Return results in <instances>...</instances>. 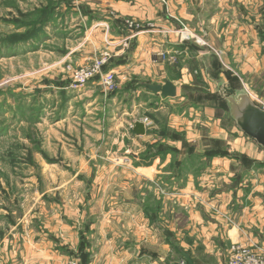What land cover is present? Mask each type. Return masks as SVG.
I'll return each instance as SVG.
<instances>
[{
  "label": "crops",
  "instance_id": "1",
  "mask_svg": "<svg viewBox=\"0 0 264 264\" xmlns=\"http://www.w3.org/2000/svg\"><path fill=\"white\" fill-rule=\"evenodd\" d=\"M164 1L165 4L155 0L86 2L91 7L90 12L100 5L112 9L118 19L130 16L138 21H155V33L143 30L132 37L118 20L100 14V17L93 16L89 30L92 32L96 27L109 25L111 33L107 38H110L111 45H120L129 39L130 49L125 58L118 50L115 60L107 65V71L124 73L130 70L132 75L152 73L153 80H157L147 84L171 82L176 86V98L166 99L158 93L152 94L144 88L145 83L136 89L119 90L122 99L130 98L121 111L120 122L124 125L125 140L136 146L120 149L127 156L123 160L130 158L131 161L123 164L111 162L107 157L109 152L106 151V155L96 152V158L102 162L88 168L82 166L94 174L89 188H83L81 194L76 191L74 197L65 201L63 218L51 219L52 222L55 219L54 226L46 223L44 232L16 235L13 240L5 241L9 245H4L0 251L4 264H60L76 251L88 256L87 264H178L180 260L185 263L184 253L194 264H226L230 245L264 248V150L240 134L233 122L235 129L230 127L228 130L220 125L213 115L218 107L190 104L186 110L189 113L184 111L178 117V125H185L186 130H191L190 136L197 138L198 133L191 126L205 113L208 121L217 126L215 136H210L220 142L217 149L225 152L226 147L231 155H218L208 160L200 153L190 159L155 158L143 162L144 143L153 137L147 131L138 136L129 129L130 120L148 111L147 104L151 101L158 102L154 113L168 117V104L175 99L187 100L185 94L180 93V87L194 84L191 77L184 75L187 72L184 65L187 61L196 65L201 55H196L195 43L178 40L179 32L171 25L173 20L194 21L202 26L197 37L208 36L210 51L221 53L223 64L232 66L237 60L231 61L234 55L229 53L239 51L244 53V61L249 58L248 62L256 64L258 61L263 67L264 54L259 55L256 51L264 49V0ZM84 15L85 18L92 17V14ZM173 51L179 58L176 70L182 71L175 80L168 77L171 66L156 58L159 53L171 55ZM158 75L165 77L159 81ZM216 84L222 89L227 83L218 80ZM89 85L95 87L96 83ZM80 91L81 88L77 90ZM116 99L117 96L113 95L108 102L111 110ZM188 106L185 104L184 108ZM208 107L213 113L207 110ZM104 111L103 120L111 123L117 118L109 106ZM185 115H189V119ZM94 117L95 120L97 117ZM113 127L108 128L110 136L115 134ZM163 134L159 132V135ZM194 161L201 168H193L194 163H191L188 172L178 173L179 164ZM169 165L171 169L167 171L165 168ZM161 215L171 220L168 226L160 223ZM165 227L174 234V241L165 235Z\"/></svg>",
  "mask_w": 264,
  "mask_h": 264
},
{
  "label": "rangeland",
  "instance_id": "2",
  "mask_svg": "<svg viewBox=\"0 0 264 264\" xmlns=\"http://www.w3.org/2000/svg\"><path fill=\"white\" fill-rule=\"evenodd\" d=\"M87 1L0 0V251L4 245H9L5 241L13 240L16 235L44 232L47 230L46 223L54 226L55 219L53 222L51 219L63 218L65 201L74 197L76 191L81 194L83 188H89L94 174L82 169V166L88 168L102 162L99 157L96 158V152L105 155L106 151L109 152L107 157L111 162L123 164L131 161L130 158L123 160L127 156L120 149L136 146L125 140L124 125L120 122L121 111L130 98L126 96L122 99L119 90L136 89L142 83L157 79L153 80L154 74L145 71L141 75H132L130 70L124 73L107 71V65L115 60L118 50L125 58L126 51L130 49L129 39L120 45H111L110 38H107L111 33L109 25L96 27L92 32L89 27L92 26L93 16L100 17L101 14L107 19L121 20L122 28L133 37L143 30L155 33V21H138L130 16L118 19L112 9L101 7L98 1L95 3L100 4L99 8H93V13L88 5L90 1L88 4ZM155 1L165 4L164 0ZM87 13L92 17L85 18ZM178 20H173L171 24L179 32L178 40L195 43L196 55L201 57L196 65L189 61L184 65L187 68L184 75L192 78L193 88L183 90L189 85L180 87V93L185 94L187 100L175 99L168 104V117L154 113L158 102L151 101L147 104L148 111L130 120V130H134L131 126L144 117L152 124L147 133L153 139L144 143L143 162L155 158L190 159L200 153L210 160L218 156L216 152L223 151L217 149L216 143L220 142L210 137L215 136L217 126L208 121L205 113L191 126L197 131V138L190 136L191 130H186L185 125H178L180 114L184 111L188 114L186 110L190 104L195 107L200 102L218 107L214 113L210 107L207 110L218 118L220 125L228 130L234 128L230 112L226 111L219 98L222 89L220 84H216L218 80L232 83L239 88L237 91L241 95L250 97L258 106H264V66L260 67L258 61L255 62L257 65L248 62L249 58L244 61V53L239 51L229 53L234 55L231 61L237 60L232 66L223 64L225 61H221V53L210 51L208 36L197 37L202 26L194 21ZM129 23L137 27L130 28ZM256 53L263 55L264 49ZM156 58L171 66L168 75L171 79L182 75L181 69L176 70L179 67L176 51L171 55L159 53ZM96 63H99L98 74L77 92L74 76L81 70H92ZM146 64L149 65L148 62ZM107 75L112 77L110 86L103 83ZM158 76L159 81L165 77ZM90 83H96L95 87ZM113 95L118 99L111 110L108 102ZM185 104L189 106L184 108ZM108 106L117 117L111 123L102 119V112L104 114ZM92 114L96 115L95 120ZM185 117L189 119V115ZM112 125L115 126V134L110 136L107 133ZM160 131L164 134L159 135ZM149 146L153 148L150 150ZM157 150L159 154L151 158L150 154ZM224 151L230 154L226 147ZM191 163H194L193 168H201L197 161L187 162L179 164L178 173L188 172L192 168L188 167ZM168 167L165 168L167 171L171 169L170 165ZM159 220L165 226L171 222L166 215H161ZM164 232L174 241V234L167 227ZM182 235L186 237L185 232ZM17 245L22 243L17 242ZM231 246L227 248L226 264ZM82 256L76 251L60 264L70 261L83 264ZM4 262L0 258V264ZM182 263L185 264L182 260L178 262Z\"/></svg>",
  "mask_w": 264,
  "mask_h": 264
},
{
  "label": "water",
  "instance_id": "3",
  "mask_svg": "<svg viewBox=\"0 0 264 264\" xmlns=\"http://www.w3.org/2000/svg\"><path fill=\"white\" fill-rule=\"evenodd\" d=\"M163 84H143L152 94H160L166 99L176 98V86L168 81ZM221 95L226 100L230 116L235 126L249 140H253L264 150V110L256 105L248 96L241 95L239 91L232 90L228 84L222 85ZM133 131L138 136H143L146 132L143 124L136 123ZM186 264L192 263L188 254L182 255Z\"/></svg>",
  "mask_w": 264,
  "mask_h": 264
},
{
  "label": "built area",
  "instance_id": "4",
  "mask_svg": "<svg viewBox=\"0 0 264 264\" xmlns=\"http://www.w3.org/2000/svg\"><path fill=\"white\" fill-rule=\"evenodd\" d=\"M130 28L137 27L133 25V23H129ZM140 32V31H139ZM137 33V32H136ZM137 33L136 35H138ZM101 64V63H100ZM99 63L94 65L92 70H81L79 73H76L74 76V89L78 90L84 86L87 85L90 80H92L96 74H98ZM111 75H107L106 78L103 79V83L106 86H110L111 84ZM261 109L264 110V106H259ZM138 123V122H136ZM135 123V124H136ZM139 123L143 124L144 129L148 131L150 127L152 126L151 121L144 117L142 118ZM134 124V125H135ZM134 125L131 126V128L134 127ZM230 254L227 260V264H264V248L263 247H244V246H238V245H232L230 247ZM67 264H79L74 261H70ZM183 264V263H182Z\"/></svg>",
  "mask_w": 264,
  "mask_h": 264
},
{
  "label": "trees",
  "instance_id": "5",
  "mask_svg": "<svg viewBox=\"0 0 264 264\" xmlns=\"http://www.w3.org/2000/svg\"><path fill=\"white\" fill-rule=\"evenodd\" d=\"M119 22V21H118ZM120 23H121V27H122V25H123V23L120 21ZM229 85V87L233 90H239V88H237V87H235V86H233V84L232 83H229L228 84ZM195 87V86H194ZM191 88H193V87H191V86H184L183 87V90H187V89H191ZM220 95V94H219ZM219 98L221 99V101L223 102V104L225 105V108H226V111H229L228 110V105H227V102H226V100L223 98V96L222 95H220L219 96ZM200 103V102H199ZM230 119H231V121L233 122V124H234V121L232 120V118H231V116H230ZM234 126H235V124H234ZM237 127V126H236ZM238 129V128H237ZM239 130V129H238ZM240 132V131H239ZM216 144H218V143H216ZM151 148H153V146H149V149L151 150ZM160 150V149H159ZM159 150H157L156 152H152L151 154H150V157L151 158H153V157H155L156 155H158L159 154ZM215 155H226V153L225 152H223V151H220V152H216L215 153ZM79 252V251H78ZM83 264H87V255L86 254H83Z\"/></svg>",
  "mask_w": 264,
  "mask_h": 264
}]
</instances>
